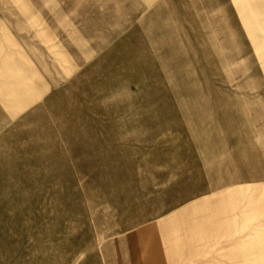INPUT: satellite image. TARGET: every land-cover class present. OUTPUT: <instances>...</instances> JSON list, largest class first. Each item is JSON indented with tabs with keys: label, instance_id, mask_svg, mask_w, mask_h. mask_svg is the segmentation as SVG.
Masks as SVG:
<instances>
[{
	"label": "rangeland",
	"instance_id": "1",
	"mask_svg": "<svg viewBox=\"0 0 264 264\" xmlns=\"http://www.w3.org/2000/svg\"><path fill=\"white\" fill-rule=\"evenodd\" d=\"M0 264H264V0H0Z\"/></svg>",
	"mask_w": 264,
	"mask_h": 264
},
{
	"label": "crops",
	"instance_id": "2",
	"mask_svg": "<svg viewBox=\"0 0 264 264\" xmlns=\"http://www.w3.org/2000/svg\"><path fill=\"white\" fill-rule=\"evenodd\" d=\"M22 41L25 42L23 39H22ZM27 53H28V52H27ZM32 58H33L36 62H38V63L41 65V67L43 68V69H42V73H44V72H45V69H44V60L46 61L45 63H46V69H47V62H48L47 57H46L45 55H43V57L41 56V58H39V56H38L37 54L32 53ZM43 58H44V59H43ZM52 62L54 63L55 61H52ZM47 72H48V71H47ZM46 75H47V73H46ZM44 78L49 79V78H48V75H47V76H44Z\"/></svg>",
	"mask_w": 264,
	"mask_h": 264
}]
</instances>
